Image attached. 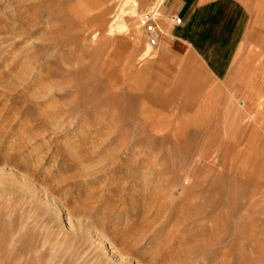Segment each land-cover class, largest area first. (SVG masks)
Masks as SVG:
<instances>
[{
    "label": "rangeland",
    "instance_id": "1",
    "mask_svg": "<svg viewBox=\"0 0 264 264\" xmlns=\"http://www.w3.org/2000/svg\"><path fill=\"white\" fill-rule=\"evenodd\" d=\"M158 3L0 0V264H114L90 228L134 264H264L263 94L218 116L157 64Z\"/></svg>",
    "mask_w": 264,
    "mask_h": 264
},
{
    "label": "crops",
    "instance_id": "2",
    "mask_svg": "<svg viewBox=\"0 0 264 264\" xmlns=\"http://www.w3.org/2000/svg\"><path fill=\"white\" fill-rule=\"evenodd\" d=\"M160 8L154 61L169 71L203 70L220 88L216 115L223 116L225 106L239 111L254 94L264 97V44L243 0H162Z\"/></svg>",
    "mask_w": 264,
    "mask_h": 264
},
{
    "label": "bare ground",
    "instance_id": "3",
    "mask_svg": "<svg viewBox=\"0 0 264 264\" xmlns=\"http://www.w3.org/2000/svg\"><path fill=\"white\" fill-rule=\"evenodd\" d=\"M162 0H159V3L161 4ZM159 3L153 8L152 11H156V8L159 6ZM123 11H121L122 13ZM121 14L117 15L114 17V19L111 21L110 23V31H113L116 27L120 26L122 23V17L120 16ZM98 34V33H97ZM22 181L24 182L25 180L22 179ZM29 186V185H28ZM34 187V186H33ZM32 186H29L28 188V192H32L35 191V189ZM40 191V190H39ZM62 214V213H61ZM68 217V215H67ZM68 225V224H67ZM70 229V228H69ZM96 232H94L91 228L89 230H87V232L84 234L83 239L88 243V245H93L96 244L97 246H99V244L102 245H106L108 246V251H105L107 254V258L114 264H134V262H131L129 259H125L124 256L122 255V253L120 254L115 248L114 246L110 243V241H108V239H106L103 235L101 234H95ZM94 246V245H93ZM100 246V247H101Z\"/></svg>",
    "mask_w": 264,
    "mask_h": 264
},
{
    "label": "built area",
    "instance_id": "4",
    "mask_svg": "<svg viewBox=\"0 0 264 264\" xmlns=\"http://www.w3.org/2000/svg\"><path fill=\"white\" fill-rule=\"evenodd\" d=\"M160 7H158L156 9V11H151L149 12V16H148V21H149V24L147 25V28L149 30V34H150V37H151V41H152V44L154 46H157L158 44V39L160 37V34H161V31L162 29L159 27V25L157 24V18L156 16L159 15V9ZM174 21L176 23H180L181 22V19L180 18H174Z\"/></svg>",
    "mask_w": 264,
    "mask_h": 264
}]
</instances>
